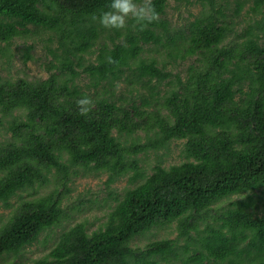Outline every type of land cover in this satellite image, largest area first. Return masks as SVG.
I'll list each match as a JSON object with an SVG mask.
<instances>
[{"label": "trees", "instance_id": "16d2710c", "mask_svg": "<svg viewBox=\"0 0 264 264\" xmlns=\"http://www.w3.org/2000/svg\"><path fill=\"white\" fill-rule=\"evenodd\" d=\"M177 1L199 4L192 21L172 27L152 0L159 21L138 31L91 19L110 0H0L1 57L44 32L49 73L0 79V259L61 227L32 264H264V0ZM102 173L130 185L92 229L69 183Z\"/></svg>", "mask_w": 264, "mask_h": 264}, {"label": "rangeland", "instance_id": "374dc122", "mask_svg": "<svg viewBox=\"0 0 264 264\" xmlns=\"http://www.w3.org/2000/svg\"><path fill=\"white\" fill-rule=\"evenodd\" d=\"M199 4L193 3L191 5H185L184 2H179L177 0H167V7L165 9L164 18L169 21L172 27L178 28L182 25L184 26L187 21H192L194 16L199 11ZM247 6L243 9L242 15L240 17L244 18L243 15L246 11ZM47 35L43 32L42 35L35 37L33 40L24 41L22 39H15L9 46L11 51V58L7 62V59L1 57L0 55V79L11 78L12 80L16 78H26L28 80H36L41 78H46L49 73L45 68V56H47L46 46ZM32 44L34 46L33 50L30 51L32 54V59L24 62L25 58V48L26 46ZM94 58H92L93 60ZM192 62V59L180 63L178 66L173 68L172 71L182 73L183 69ZM181 140H176L171 144L170 151L166 155V164L177 163L180 161L179 149L182 145ZM149 158L154 162L155 155L149 154ZM107 174H97V175H84L75 177L70 183L71 192L69 195L70 200L83 199L85 201L91 200L93 206L85 212V216L92 221L93 225L91 228H96L99 222L95 219H100L107 208H103L102 202L105 200L107 204L114 202V197H121L124 189L129 186L128 176H125L114 183L107 185ZM24 193L23 195H25ZM16 199V197L14 198ZM103 211H100V210ZM10 209L0 208V214L2 215V221L7 218V214ZM83 216V214L81 215ZM0 221V223L2 222ZM61 230V227L55 228L50 235L49 242L45 245L43 244V238L45 233L41 234L38 241L26 246L18 256L5 255L0 259L1 264H32V260L42 256L49 251V247L52 242L56 239L57 233ZM175 238L176 231L173 227L170 228H154L147 232L143 236H138L132 241V246L143 247L147 242L162 239V238Z\"/></svg>", "mask_w": 264, "mask_h": 264}, {"label": "clouds", "instance_id": "9594fccd", "mask_svg": "<svg viewBox=\"0 0 264 264\" xmlns=\"http://www.w3.org/2000/svg\"><path fill=\"white\" fill-rule=\"evenodd\" d=\"M107 11H102L99 16L92 15L91 19L97 21L101 27L108 30H123L128 25V20L134 21L133 27L139 26L138 31H144L148 24L159 21V13L156 11L152 0H110ZM108 64L116 65L117 60L111 56L106 57ZM78 113L87 116L93 106V101L87 95H82L76 100Z\"/></svg>", "mask_w": 264, "mask_h": 264}]
</instances>
